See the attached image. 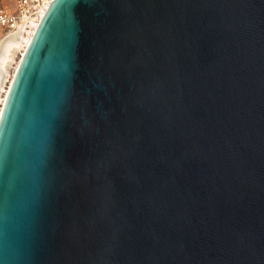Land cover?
Returning <instances> with one entry per match:
<instances>
[{
  "label": "water",
  "instance_id": "obj_1",
  "mask_svg": "<svg viewBox=\"0 0 264 264\" xmlns=\"http://www.w3.org/2000/svg\"><path fill=\"white\" fill-rule=\"evenodd\" d=\"M0 264H264V0H55L0 118Z\"/></svg>",
  "mask_w": 264,
  "mask_h": 264
},
{
  "label": "bare ground",
  "instance_id": "obj_2",
  "mask_svg": "<svg viewBox=\"0 0 264 264\" xmlns=\"http://www.w3.org/2000/svg\"><path fill=\"white\" fill-rule=\"evenodd\" d=\"M44 16V15H43ZM41 18L34 19L31 22L23 23L19 29L11 34H9L0 44V118L3 112V108L5 102L7 100L10 87L13 83L15 74L19 68L22 57L25 54L28 46L30 45L36 30L40 25ZM18 51H23L20 61L17 62V66L15 68L14 74L11 76V80L9 82V88L6 92V97L2 101L1 94L5 90V85L7 84V80L10 76V68L15 63L16 55Z\"/></svg>",
  "mask_w": 264,
  "mask_h": 264
},
{
  "label": "built area",
  "instance_id": "obj_3",
  "mask_svg": "<svg viewBox=\"0 0 264 264\" xmlns=\"http://www.w3.org/2000/svg\"><path fill=\"white\" fill-rule=\"evenodd\" d=\"M14 13L9 12L4 0H0V44L9 34L17 31L25 22L45 15L55 0H14Z\"/></svg>",
  "mask_w": 264,
  "mask_h": 264
},
{
  "label": "rangeland",
  "instance_id": "obj_4",
  "mask_svg": "<svg viewBox=\"0 0 264 264\" xmlns=\"http://www.w3.org/2000/svg\"><path fill=\"white\" fill-rule=\"evenodd\" d=\"M4 3H5V6L6 8L9 10V12L11 13H14L16 11L15 9V1L14 0H4ZM22 52L23 51H18L17 52V55H16V59H15V63L11 66V68L9 69L10 70V76L7 80V84L5 85V90L4 92L1 94V99L2 101L4 100V98L6 97V92H7V89L9 88V82L11 80V76L14 74V71H15V68L17 66V62L20 61V58L22 56Z\"/></svg>",
  "mask_w": 264,
  "mask_h": 264
}]
</instances>
